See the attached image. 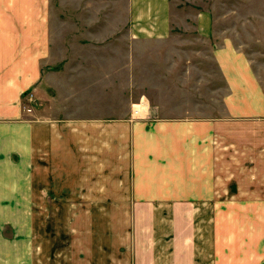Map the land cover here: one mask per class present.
Returning a JSON list of instances; mask_svg holds the SVG:
<instances>
[{
  "label": "crops",
  "instance_id": "crops-1",
  "mask_svg": "<svg viewBox=\"0 0 264 264\" xmlns=\"http://www.w3.org/2000/svg\"><path fill=\"white\" fill-rule=\"evenodd\" d=\"M24 1L0 0V264H264V80L243 50L227 35L211 44L220 114L85 113L43 89L49 24ZM122 4L128 35L179 28L175 0ZM207 12L182 20L211 37ZM57 211L86 213L78 249L57 254L41 224Z\"/></svg>",
  "mask_w": 264,
  "mask_h": 264
},
{
  "label": "rangeland",
  "instance_id": "rangeland-1",
  "mask_svg": "<svg viewBox=\"0 0 264 264\" xmlns=\"http://www.w3.org/2000/svg\"><path fill=\"white\" fill-rule=\"evenodd\" d=\"M181 1L174 4V13L181 18L179 28L163 38H145L128 35L122 0H39V11L49 24V50L41 67L43 89L58 99L57 104L73 109L87 105L85 113L102 116L142 119L151 112L182 117L208 108L220 114L224 86L212 64L211 44L213 40L218 44L222 35L230 36L264 80V0ZM23 7L28 12L31 4ZM199 11L217 17L212 26L220 35L202 36L194 21L182 20ZM208 91L214 92V99H207ZM24 97L23 110L31 113L39 98L31 91ZM142 100L147 103L144 109L138 105ZM49 214L41 224L52 221L57 254L70 251V240L73 250L78 249L74 238L86 213Z\"/></svg>",
  "mask_w": 264,
  "mask_h": 264
},
{
  "label": "built area",
  "instance_id": "built-area-1",
  "mask_svg": "<svg viewBox=\"0 0 264 264\" xmlns=\"http://www.w3.org/2000/svg\"><path fill=\"white\" fill-rule=\"evenodd\" d=\"M27 97H28V99H29L30 101H31V98H33V96H32L31 93H28ZM28 110H30V109H28Z\"/></svg>",
  "mask_w": 264,
  "mask_h": 264
},
{
  "label": "bare ground",
  "instance_id": "bare-ground-1",
  "mask_svg": "<svg viewBox=\"0 0 264 264\" xmlns=\"http://www.w3.org/2000/svg\"><path fill=\"white\" fill-rule=\"evenodd\" d=\"M140 104L143 106V105L146 104V101L145 100H142Z\"/></svg>",
  "mask_w": 264,
  "mask_h": 264
}]
</instances>
